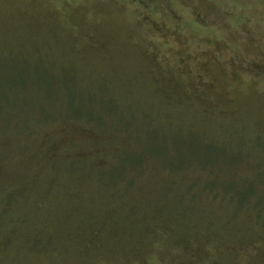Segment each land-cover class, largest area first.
Segmentation results:
<instances>
[{
    "label": "rangeland",
    "instance_id": "1",
    "mask_svg": "<svg viewBox=\"0 0 264 264\" xmlns=\"http://www.w3.org/2000/svg\"><path fill=\"white\" fill-rule=\"evenodd\" d=\"M0 264H264V0H0Z\"/></svg>",
    "mask_w": 264,
    "mask_h": 264
}]
</instances>
